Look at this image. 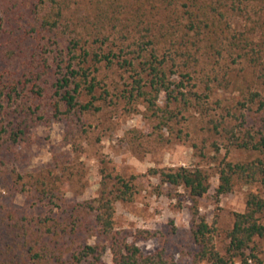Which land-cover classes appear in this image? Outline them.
Returning a JSON list of instances; mask_svg holds the SVG:
<instances>
[{
  "label": "trees",
  "instance_id": "obj_1",
  "mask_svg": "<svg viewBox=\"0 0 264 264\" xmlns=\"http://www.w3.org/2000/svg\"><path fill=\"white\" fill-rule=\"evenodd\" d=\"M3 35L14 55L24 50L18 38L33 52L17 78L0 74V152L28 137L30 117L37 119L33 101L46 91L43 77L51 72L55 117L80 119L105 104L136 111L142 103L163 129L193 109L208 118L206 140L216 153L224 145L226 153L234 148L259 155L247 162L220 160L215 197L240 184L262 187L234 214L225 254L199 218L197 257L206 264H264L258 246L264 241V0H0ZM224 87L238 96L212 105ZM101 173L98 195L67 208L59 177L35 173L24 182L18 175L19 191L45 202L48 211L4 210L0 192V264H105L107 251L113 264H175L161 250L145 254L115 229L114 204L132 199L135 178ZM148 174L184 187L194 199L208 195L210 178L200 168H151Z\"/></svg>",
  "mask_w": 264,
  "mask_h": 264
},
{
  "label": "rangeland",
  "instance_id": "obj_2",
  "mask_svg": "<svg viewBox=\"0 0 264 264\" xmlns=\"http://www.w3.org/2000/svg\"><path fill=\"white\" fill-rule=\"evenodd\" d=\"M8 38L0 36V74L17 78L29 62L33 45L21 43L18 38L16 42L24 50L17 54L19 48H16L14 55L9 52ZM108 75L117 80L115 74ZM54 80L52 72L43 77L46 91L33 101L37 119L30 117L32 125L26 140L11 148L1 147L0 192L4 210L15 208L42 216L48 211L45 202L38 203L32 195L19 191L22 183L17 182L18 175L26 177L24 182L35 173L59 177L56 183L61 188L62 204L67 208L98 195L103 169L125 180L135 178L132 199L114 204L115 229L128 236L145 254L161 250L175 264H206L197 257L199 248L193 239L200 217L212 227L217 251L225 254L234 214L243 212L248 194L261 193L262 187L259 183L240 184L234 191L216 198L218 162L224 158L235 163L247 162L259 157L258 153L234 148L226 153L224 145L216 153L211 141L206 140L204 128L208 118L193 109L163 129L156 128V121L149 117L142 103L136 111H123V103L117 108L105 104L102 111L84 114L80 119L74 114L55 117L50 107L53 94L50 86ZM234 96L238 92L224 87L217 90L210 103ZM159 105H164L163 96ZM210 113L213 114L212 110ZM180 167L200 168L209 175L206 197L194 199L184 187L162 183L148 174L151 168ZM141 232L151 237L147 239ZM93 241L90 239L89 243ZM258 246L264 258V241H259ZM103 260L105 264H113L109 251Z\"/></svg>",
  "mask_w": 264,
  "mask_h": 264
}]
</instances>
